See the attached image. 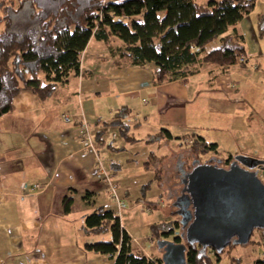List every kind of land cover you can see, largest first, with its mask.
Here are the masks:
<instances>
[{"label":"crops","instance_id":"obj_1","mask_svg":"<svg viewBox=\"0 0 264 264\" xmlns=\"http://www.w3.org/2000/svg\"><path fill=\"white\" fill-rule=\"evenodd\" d=\"M255 2L239 24L248 66L202 67L186 83L155 86L153 65L128 64L117 40L103 42L105 49L92 40L79 76L60 85L55 97L39 100L20 92L14 112L0 118V264H114L111 256L85 249L100 240L84 233L85 219L100 207L120 218L124 207L143 202L141 189L160 185L152 162L159 157L170 162L175 157L166 159L164 151L184 152L192 136L217 145V163L241 155L264 160V127L250 125L254 116L264 121V36L258 29L264 0ZM93 45L95 63L86 64ZM219 47L213 42L208 51ZM123 107L138 126L133 133L141 142L132 146L118 129L102 125ZM163 129L175 139L160 137ZM222 147L233 154L225 151L229 157H222ZM108 179L124 202L121 209L111 198ZM25 185L43 190L31 193ZM66 198L72 199L67 213ZM148 203L157 209V203ZM111 240L106 236L101 242ZM132 245L160 258L141 240L132 238Z\"/></svg>","mask_w":264,"mask_h":264},{"label":"trees","instance_id":"obj_2","mask_svg":"<svg viewBox=\"0 0 264 264\" xmlns=\"http://www.w3.org/2000/svg\"><path fill=\"white\" fill-rule=\"evenodd\" d=\"M255 5V0H211L205 5L198 0H0V118L14 112L16 97L22 91L32 92L39 100L55 97L60 85L79 76L83 53L92 40H117L122 44L120 56L128 64L153 65L155 86L186 83L202 67L226 69L237 65L247 53L239 24ZM258 29L264 36V16L258 20ZM216 41L220 47L208 51V46ZM130 115L131 111L123 107L111 122L102 125L118 129L121 138L132 146L141 141L133 133L138 126L131 124ZM161 134L160 137L175 139L168 130L163 129ZM102 136L99 134L98 139ZM186 147L185 173L193 169L194 161L217 164L216 144L192 136ZM231 159L220 163L227 165ZM152 170L159 179L162 168ZM181 186L183 190L182 183ZM150 187L149 184L141 189L140 201L151 208L146 200ZM71 205L72 199L66 198V213ZM182 232L176 211L172 221L152 227L157 240L172 238L176 244L185 243ZM84 233H110L111 242H96L85 249L111 256L114 264H163L162 258L136 251L120 218L105 207L85 219ZM256 234L264 239V230L254 231L253 236ZM253 236L251 245L256 243ZM186 247L187 264L220 261L221 255L214 251L212 255L210 250L191 243ZM254 264H264V260L257 258Z\"/></svg>","mask_w":264,"mask_h":264},{"label":"water","instance_id":"obj_3","mask_svg":"<svg viewBox=\"0 0 264 264\" xmlns=\"http://www.w3.org/2000/svg\"><path fill=\"white\" fill-rule=\"evenodd\" d=\"M264 160L236 156L229 168L193 162L185 173L182 195L173 207L185 243L159 241L163 264H187V243L217 255L231 245L247 246L254 231L264 230Z\"/></svg>","mask_w":264,"mask_h":264},{"label":"rangeland","instance_id":"obj_4","mask_svg":"<svg viewBox=\"0 0 264 264\" xmlns=\"http://www.w3.org/2000/svg\"><path fill=\"white\" fill-rule=\"evenodd\" d=\"M209 1L210 0H198L199 4L201 5H205ZM96 43L99 44L101 48H104L103 46L105 43ZM95 49L96 47L93 45L91 47V51L87 53L86 64L95 63ZM106 52L108 54L107 59L109 60L111 58L109 49ZM250 125H253V127L257 125L264 127V121H260L258 117L254 116L253 120L250 122ZM170 149L171 148H167L166 151H164L165 154H169L166 159L172 156V158L175 157V160L173 159L168 162L159 157L156 159V161L152 162L154 165L158 166L157 169L162 168L161 173H159L160 185L158 188L154 184L153 187L148 190L146 198L150 202L157 203V209L149 208V205L145 202H138V200H135L132 204L123 208L120 217L123 227L128 231L130 236L133 239L141 240L149 254L159 256L160 258L163 257V253L158 247V242L164 241V239L157 240L155 237H153L152 227L160 223H169L172 220L171 218H173V213L176 211V209L173 207V204L176 198L181 195L182 171L185 169L184 161L187 157L186 151L182 152L177 150L176 152L178 153L175 154L176 152H174L172 155V151ZM225 149L226 148L222 147V157L228 158L229 154H227L225 151H229V153L231 151ZM231 153L233 154V152ZM203 160L206 161L208 159L204 158ZM96 236L100 238L98 242H101L106 236L111 237L110 233ZM253 240L256 243L252 245L248 244L247 246L228 247L221 255L220 261H215V264H254V261L258 258L257 255L261 250V244L263 240L257 234L253 236ZM169 241H172V238H170Z\"/></svg>","mask_w":264,"mask_h":264},{"label":"built area","instance_id":"obj_5","mask_svg":"<svg viewBox=\"0 0 264 264\" xmlns=\"http://www.w3.org/2000/svg\"><path fill=\"white\" fill-rule=\"evenodd\" d=\"M237 65H243V66H248L249 62L247 60V58L245 56H242L238 59V64ZM258 177L260 178V180L262 182H264V171H259L258 172ZM108 184H109V190H110V194H111V198L112 200L118 205V207L121 209L124 206V202L123 200H121V198H119L118 195V191L116 189V186L112 183L111 180L108 179ZM24 191H29L31 193H37V192H41L43 190V187L40 185H34V186H27L25 185L23 187ZM259 237H261L260 235H258ZM211 251V254L213 255V251ZM257 257L259 259L264 260V239L263 242L261 244V250L259 252V254L257 255Z\"/></svg>","mask_w":264,"mask_h":264},{"label":"flooded vegetation","instance_id":"obj_6","mask_svg":"<svg viewBox=\"0 0 264 264\" xmlns=\"http://www.w3.org/2000/svg\"><path fill=\"white\" fill-rule=\"evenodd\" d=\"M234 161V160H233ZM233 161H231L230 163H227V165H224V164H222V163H218V165L220 166V167H223V168H229V166H230V164L233 162ZM184 176H185V171L183 170L182 171V178H181V181L183 180V178H184ZM182 191V190H181ZM182 195V194H181ZM180 195V196H181ZM179 197V196H178ZM177 197V198H178Z\"/></svg>","mask_w":264,"mask_h":264},{"label":"bare ground","instance_id":"obj_7","mask_svg":"<svg viewBox=\"0 0 264 264\" xmlns=\"http://www.w3.org/2000/svg\"><path fill=\"white\" fill-rule=\"evenodd\" d=\"M242 57V56H241Z\"/></svg>","mask_w":264,"mask_h":264}]
</instances>
